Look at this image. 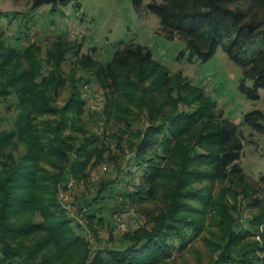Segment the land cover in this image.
Listing matches in <instances>:
<instances>
[{
  "label": "trees",
  "instance_id": "1",
  "mask_svg": "<svg viewBox=\"0 0 264 264\" xmlns=\"http://www.w3.org/2000/svg\"><path fill=\"white\" fill-rule=\"evenodd\" d=\"M27 1L35 9L65 6L73 0ZM132 4L136 11L142 8V0H132ZM145 9L158 18L159 34L166 41L185 43L188 59L206 61L221 48L241 68L244 80H252L251 87L242 81L239 91L251 101L259 99L258 91L264 90V0H163L151 1ZM35 48L31 45L19 52L7 47L0 36V78L5 77L3 82L0 80V102L9 95L15 98L12 129L0 130V264H54L59 258L67 264L81 257L87 258V264H105V256L114 264H162L193 241L208 217L212 219L210 211L217 203L213 204L208 191L195 184L215 181L243 188L251 207L259 211L250 226L260 231L247 236L251 231L242 229L231 215L238 216L239 208L225 205L212 219L222 235L215 240L220 244L219 257L211 264L254 263L244 254L264 251V174L254 181L242 172L239 160L244 138L239 128L223 118L215 102L203 96L200 89L189 87L194 100L189 95L169 100L173 77L154 60L147 47L133 42H120L111 59L99 67V74L114 91L120 88L118 79L122 75L133 89L148 94L147 103L134 92L128 96L134 99L130 103L146 106L150 122L138 131L133 157L128 160L137 169L135 173L118 167L114 177L100 182L89 196L81 193L68 201L86 220L84 231L63 207L59 192L71 179L87 180V167L102 165L108 149L96 133L87 134L83 128L73 127L71 117L79 113L78 108L71 107L73 101L59 110L48 108L49 93L62 86L63 78L57 67L42 70L43 62L33 53ZM65 54L60 58L64 59ZM81 58L86 66L94 64L88 56ZM49 59H53L50 54L48 63ZM24 61L26 69L21 68ZM147 80H152V90L141 87ZM72 90L76 94V89ZM167 100L171 101L170 109L166 108ZM195 103L193 110L180 107ZM112 112L118 113L114 115L116 121L124 118V127L130 129L126 106L105 110L104 115L107 118ZM52 113L58 118L42 121V127L33 121ZM242 124L252 134H264V113H247ZM69 128L71 133L65 135ZM19 146L24 151L18 154ZM47 162L51 170L43 168ZM136 172H140L139 183L126 182L125 177ZM117 181L123 184L122 190ZM160 193L165 208L152 217L149 226L124 234L119 248L89 246L85 233L97 235L92 225H105L123 207L155 199ZM37 215L39 221L34 220ZM31 236L39 238L28 253L13 244ZM248 237H258L259 242L247 249L239 248Z\"/></svg>",
  "mask_w": 264,
  "mask_h": 264
},
{
  "label": "rangeland",
  "instance_id": "2",
  "mask_svg": "<svg viewBox=\"0 0 264 264\" xmlns=\"http://www.w3.org/2000/svg\"><path fill=\"white\" fill-rule=\"evenodd\" d=\"M151 1L162 2L163 0H142V8L138 11L134 9L132 0H73L65 6L43 5L35 9L27 0H0V36L4 40V44L19 52H23L27 46L33 45L36 47L33 49L34 55L43 62L42 70L50 71L57 67L56 71L63 78L62 86L55 93L52 91L49 93L51 101L48 108L59 110L73 101L74 104L71 107L79 110L77 115L71 117L74 121L73 127L83 128L87 134L96 133L100 136L104 148L108 149L102 165L95 168L87 167V173H89L87 180L72 179L74 186L66 190L62 189V193L67 196L68 201L77 199L81 193L84 196H89L98 188L100 182L109 176L114 177L118 167L123 170H131L134 173L137 171L135 167L128 164L130 163L128 160L133 157L134 145L139 137L138 131L143 130L150 122L148 119L149 110L142 103L140 105L134 102L130 103L133 98L129 97L128 93L134 92L141 98L143 97L142 99L146 103L148 94L140 92V89H133L122 75L118 79L121 86L114 91L99 74V67L111 59L120 42H133L147 47L154 60L163 66L170 77H173L171 90L168 94L172 99L169 100H175L180 95H189L190 100H194L195 96L189 94V87L200 89L203 91V96L213 100L216 110L222 112L223 118L235 124L244 138L239 160L242 172L254 181L264 174V134H252L251 130L242 124L245 114L255 110L264 113V90L258 91L259 99L255 101L249 100L242 94L239 91L242 81L247 87H251L252 80H244L241 68L232 63L221 48H218L215 54L206 61H201L196 57L192 60L188 59V51L183 41L176 39L168 42L159 34L158 18L145 9V5ZM63 53L66 54L64 59H61L60 55ZM49 54L53 59H49L48 63ZM81 56H88L94 64L84 65L80 61L83 60ZM14 61L7 67L11 66ZM22 63L21 68L26 69L27 63L25 61ZM4 79L5 77L2 75L1 82ZM151 83L152 80H147L142 83L141 87L144 90H152L154 85ZM72 88L76 89L77 95ZM159 99L161 100V97ZM171 101L167 100L166 108L170 109ZM75 104L76 106H74ZM120 106L128 108L131 117V119L129 118L130 129L124 127V118L121 121H116L114 115L117 112H112V115L107 118L104 115L105 110L114 111ZM196 106L197 103L180 105L182 109L188 110L196 109ZM14 107V96L9 95L7 99L0 102V130L9 131L12 129L15 119ZM56 118L58 115L52 113L38 116L33 121L42 127V124L40 125L42 121L56 120ZM70 131H72L71 128L67 129L64 132L65 135H69ZM23 151L24 149L19 146L17 153ZM42 166L46 170H51L49 162ZM134 173L125 177L126 182L139 183L140 172ZM121 181L123 180L121 179ZM117 182L120 186L119 189L122 190L123 184L120 181ZM195 186L208 191L211 202L217 203L210 211L212 219L216 217L215 213L219 214L225 205L227 207L235 205L239 208L238 216L233 213L231 215L242 226V229L251 231L246 235L250 236L252 233L260 231V228L255 226L251 228L250 226L259 211L251 207L243 188H238L228 181L204 182L200 185L196 183ZM60 202L63 203L62 200ZM191 203L193 206L199 207L197 203ZM164 208L162 193L155 199L123 207L122 210L113 213L105 225H92V229L97 233L96 236H93L91 232L85 233L86 239L91 244L89 246L99 248L105 246L104 248L107 249L119 248L120 240L124 234L143 227L146 228L150 225L152 217L158 215ZM70 217L78 221L84 231L87 230L85 228L86 220L81 218V214H78L77 210L71 212ZM212 219L208 217L204 228L193 241L189 242L181 251L172 254L162 264H211L216 260L220 254V244L215 240L221 231L218 230ZM34 220L39 221V216H34ZM37 237L39 238V236H31L13 244L24 253H28V248L33 241L37 240ZM255 242H259L258 237H248L239 248L247 249ZM83 255L84 251H81L80 256ZM41 256L42 253L38 259ZM246 257L254 262L252 264H264V251L246 252L244 258ZM38 259L34 258L33 261L36 262ZM86 259L81 257L80 260L77 259L73 262L68 260L67 264H87ZM60 260V258L57 259L54 264H66L64 261L67 260L63 258V262ZM105 261V264H114L108 256H105ZM241 264L246 263L242 262Z\"/></svg>",
  "mask_w": 264,
  "mask_h": 264
},
{
  "label": "built area",
  "instance_id": "3",
  "mask_svg": "<svg viewBox=\"0 0 264 264\" xmlns=\"http://www.w3.org/2000/svg\"><path fill=\"white\" fill-rule=\"evenodd\" d=\"M73 186H74V181L71 179V180L68 181L66 187L69 189L70 187H73ZM66 189H64V190H66ZM59 193H60L59 195H61L60 196V200H62V202H63L62 203L63 207L66 209L67 212H69L71 214V212H73L74 209L68 204L67 196L64 193H62V189L60 190Z\"/></svg>",
  "mask_w": 264,
  "mask_h": 264
}]
</instances>
